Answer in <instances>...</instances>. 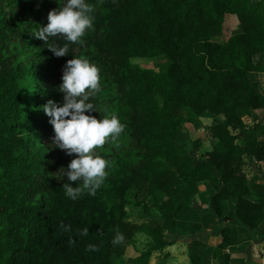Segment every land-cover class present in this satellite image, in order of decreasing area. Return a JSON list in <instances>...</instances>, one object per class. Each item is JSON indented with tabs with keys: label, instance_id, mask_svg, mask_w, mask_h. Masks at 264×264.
Listing matches in <instances>:
<instances>
[{
	"label": "trees",
	"instance_id": "trees-1",
	"mask_svg": "<svg viewBox=\"0 0 264 264\" xmlns=\"http://www.w3.org/2000/svg\"><path fill=\"white\" fill-rule=\"evenodd\" d=\"M85 2L94 6L93 27L73 44L34 35L66 0H0V264H113L137 231L149 240L132 262L147 264L181 233L176 218L198 192L210 194L218 219L226 218L221 200L235 198L239 224H223L221 241L208 253L228 264L225 249L238 242L239 230L264 219V183L244 170L249 160H264V119L244 120L264 105V0ZM229 13L240 28L221 37ZM66 43L63 57L48 48ZM156 55L168 58L160 70L130 63L133 56ZM73 57L100 69V90L88 101L96 110L86 114H115L124 125L97 149L108 161L105 182L95 196L85 192L76 200L63 188L75 154L53 144L42 108L48 100L63 103L59 85ZM198 116L212 117L216 141L205 148L195 137V159L183 144V124L198 125ZM129 203L143 212L155 208L158 220L129 221ZM192 226L191 233L200 229L196 220ZM117 231L121 244L113 243ZM89 244L98 250H86ZM200 246L189 247V264H202Z\"/></svg>",
	"mask_w": 264,
	"mask_h": 264
},
{
	"label": "clouds",
	"instance_id": "clouds-1",
	"mask_svg": "<svg viewBox=\"0 0 264 264\" xmlns=\"http://www.w3.org/2000/svg\"><path fill=\"white\" fill-rule=\"evenodd\" d=\"M93 12L94 6L85 0H66L58 9L49 11L47 25L34 35L44 42L49 37L60 36L70 43H80L86 30L93 27ZM48 48L56 57L66 56L69 51L67 43ZM59 90L64 94L63 103L48 100L42 108L54 128L53 144L70 156L75 154L63 173V177H67L63 184L65 195L72 200L85 192L95 196L108 176V161L98 154L97 149L119 136L124 125L115 114L106 115L103 119L86 114L96 110L88 101L100 90V69L87 58L67 60ZM60 227L65 232L70 231L67 225L61 224ZM88 232L86 227L80 234L87 236ZM124 239V235L117 231L113 243L121 244ZM68 243L74 245L75 240L70 237ZM86 250L97 251L98 248L89 244Z\"/></svg>",
	"mask_w": 264,
	"mask_h": 264
},
{
	"label": "crops",
	"instance_id": "crops-1",
	"mask_svg": "<svg viewBox=\"0 0 264 264\" xmlns=\"http://www.w3.org/2000/svg\"><path fill=\"white\" fill-rule=\"evenodd\" d=\"M226 18L227 15L225 19ZM239 28L240 25L238 21L235 31H238ZM262 75L264 77V73H262ZM205 119H209L210 121L205 122ZM263 119L264 105L257 109H253L250 113H248V115L244 117L246 122H253ZM197 120L200 122V124H206L209 131L208 125L212 120L211 116H198ZM189 123L193 122L188 121L183 124V128H185L186 131H189L190 129L188 125ZM210 138H212L211 144L209 147L206 146L205 148H210L211 145L216 141L215 138L211 137V135ZM183 144H185V142ZM244 170L248 178H251L255 182L264 183V160L257 163L249 160ZM210 198V194L206 192H198L194 194L193 200L191 201L189 207H186L180 214H178L176 218V224L181 233L177 235L175 241L162 246L160 249L154 250L150 254V259L147 264H189L190 257H188V249L196 242L201 243L199 251L202 253L203 257L202 264H224L223 258L221 256L213 257L208 253L209 247H212L221 241V227L223 224H239V221L234 214L235 198L229 197L221 200V216L226 217L221 219H218L213 213ZM152 217L158 220V215H154ZM149 218L150 217L141 222L148 221ZM127 219L129 221H136L129 218V216ZM195 220L200 223V229L195 233H191L194 231L192 223ZM137 238L143 240V242L141 243L136 241L138 240ZM148 240L149 236L147 234L142 231H137L134 235V241L126 247L123 255L113 261V264H134L132 262L131 256L143 249L145 243ZM134 243L136 252L130 256L128 253L131 247H133ZM225 250H229L228 264H264V219L260 221L256 227L251 229L241 228L238 232V242L233 245L232 248H227ZM176 254H184L186 258L180 262L176 257Z\"/></svg>",
	"mask_w": 264,
	"mask_h": 264
},
{
	"label": "rangeland",
	"instance_id": "rangeland-1",
	"mask_svg": "<svg viewBox=\"0 0 264 264\" xmlns=\"http://www.w3.org/2000/svg\"><path fill=\"white\" fill-rule=\"evenodd\" d=\"M238 18L236 14L229 13L227 14V18L225 19L224 25H223V30L221 33V37H227L229 33L234 32L236 29L235 27L237 26ZM165 60L168 63V58L164 57L163 55H156L152 57H143V56H133L130 59V63L132 66H141V67H147V68H152L153 70H160L165 66ZM210 121L209 119H205V122ZM190 129L189 131L186 132L187 135V140L185 141L184 146L186 147L187 151L195 158L198 159L199 154L198 152L194 149L192 140L195 137H200L202 139V144L204 147H209L212 141V138H210V132L207 129L206 124H200L198 122V125H195L194 123H189L188 124ZM212 137V136H211ZM128 216L129 218L136 220V221H144L148 217L152 219L154 215H158V212L155 208H151L149 212H143L141 206L135 205L133 203H129V205L126 206ZM138 242H143V240L137 238ZM136 252L135 248V243L133 247H131L129 251V255L134 254ZM129 256V257H130Z\"/></svg>",
	"mask_w": 264,
	"mask_h": 264
},
{
	"label": "water",
	"instance_id": "water-1",
	"mask_svg": "<svg viewBox=\"0 0 264 264\" xmlns=\"http://www.w3.org/2000/svg\"><path fill=\"white\" fill-rule=\"evenodd\" d=\"M176 257L178 258V260L181 262L183 261V259L186 258V256L184 254H176Z\"/></svg>",
	"mask_w": 264,
	"mask_h": 264
}]
</instances>
